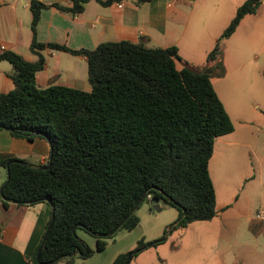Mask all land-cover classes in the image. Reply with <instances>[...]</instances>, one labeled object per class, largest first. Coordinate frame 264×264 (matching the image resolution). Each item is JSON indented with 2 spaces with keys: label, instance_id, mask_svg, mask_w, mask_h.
<instances>
[{
  "label": "trees",
  "instance_id": "trees-1",
  "mask_svg": "<svg viewBox=\"0 0 264 264\" xmlns=\"http://www.w3.org/2000/svg\"><path fill=\"white\" fill-rule=\"evenodd\" d=\"M68 1L66 6H52L77 15L90 0ZM95 1L110 5L122 0ZM263 1L244 0L222 36H231ZM46 6L30 1L31 50L48 47L84 56L91 90L39 87L36 73L44 67L42 55L31 62L14 51L0 53V61L12 65L13 82L12 89L0 92V131L28 141L42 138L50 146L51 160L45 164L15 157L0 161L4 168L8 165L0 193L3 206L45 203L50 214L54 212L39 258L43 237L31 263L73 264L74 257L85 259L103 251L119 230L138 225L135 210L147 195L178 210L175 227L214 218L216 194L209 161L216 138L234 130L211 81L213 67L221 62L220 43L207 53L201 71L184 64L176 46L149 48L122 40L71 49L40 43L36 26ZM79 230L95 238V251L78 236ZM147 244L139 239L111 264H124L131 255L130 264ZM85 247L87 255L81 256Z\"/></svg>",
  "mask_w": 264,
  "mask_h": 264
},
{
  "label": "rangeland",
  "instance_id": "rangeland-1",
  "mask_svg": "<svg viewBox=\"0 0 264 264\" xmlns=\"http://www.w3.org/2000/svg\"><path fill=\"white\" fill-rule=\"evenodd\" d=\"M188 1L195 3L188 34L198 48H188L187 55L183 46L179 55L191 68H204V49L213 46V38L220 43L221 62L213 67L211 79L235 135H241L245 145L214 144L209 173L216 215L211 220L175 227L177 209L160 202L161 209L155 210L150 201L142 202L135 210L139 218L135 233L148 243L161 241L140 251L130 264H264V219L256 218L258 212L264 214V3L224 38L223 31L244 0ZM256 103L259 109L253 108ZM239 116H244L243 122L237 121ZM26 160L38 164L35 158ZM117 233L115 237L126 231ZM81 261L73 259L74 264Z\"/></svg>",
  "mask_w": 264,
  "mask_h": 264
},
{
  "label": "crops",
  "instance_id": "crops-1",
  "mask_svg": "<svg viewBox=\"0 0 264 264\" xmlns=\"http://www.w3.org/2000/svg\"><path fill=\"white\" fill-rule=\"evenodd\" d=\"M30 1L0 0V53L1 47H4V51H14L31 62L37 61L39 54L42 55L45 64L43 69L36 73V83L39 87L63 85L91 90L84 56L48 47L38 52L31 50L33 34ZM38 1L47 5L42 9L36 26V39L40 43H58L71 49H93L103 42L124 40L142 43L149 48L176 46L178 54L185 46L187 55H190L188 48H198L192 44L193 37L188 34L195 7V3L190 4L188 0H151L142 4H136L134 0H122L110 5L90 0L77 15L52 6L54 3L69 5L68 0ZM213 39V46L204 49L205 55L217 43V39ZM183 59L187 61L189 58L184 56ZM6 62L0 61L1 93L8 92L13 87L10 78L12 65ZM186 65L191 68L189 64ZM201 68L203 69V66ZM201 68L192 69L201 71ZM263 70L264 68L261 72ZM253 108L259 109L260 104L256 103ZM244 119V116L237 117L239 122ZM234 132L235 129L216 138L215 143L237 147L245 145V139ZM254 132L256 131H248V136ZM49 155L50 146L42 138L28 141L13 137L6 130L0 131V161L12 157L25 161L35 158L38 164H45ZM5 172L7 174L6 168L0 165V189L4 183ZM50 215V207L45 203L18 205L10 202L3 206L0 202V264H32L31 257L45 233ZM137 227L138 225L131 231L117 235L100 252L95 251V238L88 237L84 231L81 234L79 230L78 236L95 252L78 264H111L119 254L126 253L136 246L140 239L135 233Z\"/></svg>",
  "mask_w": 264,
  "mask_h": 264
},
{
  "label": "water",
  "instance_id": "water-1",
  "mask_svg": "<svg viewBox=\"0 0 264 264\" xmlns=\"http://www.w3.org/2000/svg\"><path fill=\"white\" fill-rule=\"evenodd\" d=\"M50 160H51V159H49L48 161L50 162ZM48 167H49V164H48L47 166H45L44 168H48ZM6 171H7V173H8V165H6ZM1 192H2V188L0 189V193H1ZM143 197H144V196L141 197V199L139 200L138 204L141 202V200L143 199ZM150 202H151V204H152V207H153L155 210H160V209H161L160 202H159L157 199H152ZM138 204L134 207V209L138 206ZM134 209L131 211V213L134 211ZM184 212H185V210H183V213H184ZM53 219H54V212L52 211V212H51V215H50L49 222H48L47 227H46V230H45V233H44V235H43V239H42L41 244H40V246H39V248H38V251H37V253H36V258H37V259L39 258L40 250H41V248H42V246H43V243H44V241H45V239H46V237H47V234H48V232H49V230H50V227H51V225H52ZM151 245H152V243H148L146 246L143 247V249H145L146 247H149V246H151ZM87 252H88V248L85 247L84 252L81 253L80 255H81V256H86V255H87ZM130 257H131V255H128V256H127V258H126L124 264H128V263H129V261H130ZM59 258H60V257H59ZM52 262H53V261H50L49 264H51Z\"/></svg>",
  "mask_w": 264,
  "mask_h": 264
},
{
  "label": "built area",
  "instance_id": "built-area-1",
  "mask_svg": "<svg viewBox=\"0 0 264 264\" xmlns=\"http://www.w3.org/2000/svg\"><path fill=\"white\" fill-rule=\"evenodd\" d=\"M3 51H4V47H1V52H3ZM151 198H152L151 195H147L148 201H151ZM256 218L257 219H264V214L260 211L256 214Z\"/></svg>",
  "mask_w": 264,
  "mask_h": 264
}]
</instances>
